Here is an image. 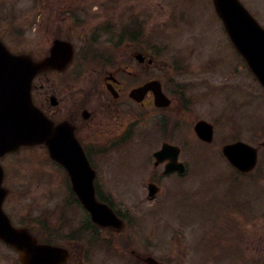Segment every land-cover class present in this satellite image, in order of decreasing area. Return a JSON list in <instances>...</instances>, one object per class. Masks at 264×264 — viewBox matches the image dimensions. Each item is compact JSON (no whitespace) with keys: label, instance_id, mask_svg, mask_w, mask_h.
<instances>
[{"label":"rangeland","instance_id":"374dc122","mask_svg":"<svg viewBox=\"0 0 264 264\" xmlns=\"http://www.w3.org/2000/svg\"><path fill=\"white\" fill-rule=\"evenodd\" d=\"M130 1L140 4V9L125 11V3ZM240 1L254 14L263 12L260 20L264 27V1ZM65 2L72 3L74 10H63ZM137 21L142 23V27L134 23ZM83 25L91 27L90 35L103 27L109 30L90 46L92 51L102 53L100 59H96L100 77L105 71L116 73L125 93L146 81L157 79L162 82L165 92L178 102L175 105L179 112L176 115L179 129L171 142L181 147V159L187 161L193 171L204 174L200 169L208 170L207 175L201 177L207 183L200 188L192 187L193 175L184 179L188 180L187 183H169L162 188V195L157 201L147 198L136 205L140 227L135 229L132 226L125 234L131 237L134 232L131 241L141 236L148 245H158L159 249L152 251L169 264H194L198 259L200 261V256L213 241L226 243L232 236L229 233H236L238 209L244 210L247 215H256L264 210V147L260 148L257 171L243 178L250 181L241 180L239 185L231 186L228 181L223 182L229 176H222V170L231 177H235V173L224 165L221 157L222 147L235 139L253 147L264 144L262 88L254 84L246 65L241 63L228 42L229 38H226L222 24L214 14L212 0H0V37L17 53L42 57L53 41L63 37L73 42L77 50L83 48L85 45L80 39L86 28H82ZM137 26L140 31L133 32ZM126 28L137 37L132 46L127 44L131 42V36H124ZM122 38L128 42L119 47ZM141 38L145 43V52L156 58L154 68L146 72L137 69L129 55ZM110 55L111 62L107 64V56ZM55 79L63 90V76ZM68 80L72 84L70 76ZM45 83L46 78L36 83L38 104L45 102V90L42 89ZM86 83L83 81V86ZM88 93L85 89L82 102L88 99ZM72 102H76V97ZM150 105L148 99L151 124L147 122V141H144L145 144L136 142L137 145L131 147L124 160H118L120 163L144 165L147 156L152 157L161 146L163 140L150 127L154 125L158 128L153 120L157 115H154ZM59 106L63 104L59 103ZM126 108L125 117L140 118L139 108ZM200 120L215 126L211 145L200 144L194 134V126ZM140 131L145 132L143 128ZM8 160L12 198L7 208L15 222L29 220L34 224L35 221L46 220L47 228L59 232L57 241L63 234V243H72L73 258L69 264H125L124 259L130 258L127 247L113 246L115 250L112 252L106 248H92L86 244L87 238L81 242L78 229L84 214L71 198L63 171L49 159L44 149L22 151L14 159L10 158L11 161ZM195 165L199 166L192 168ZM149 166L147 162V168ZM113 167L118 165L113 164ZM131 188L137 198L138 187ZM108 192L119 209H131L135 205L126 188L111 187ZM194 199L211 204L200 205L191 211L190 203ZM256 221L250 216L245 217L243 228L262 227L260 224L264 220H259L258 224ZM189 224L193 228V241ZM191 243L195 245L193 248ZM208 259L203 264L217 263Z\"/></svg>","mask_w":264,"mask_h":264},{"label":"flooded vegetation","instance_id":"af4514ba","mask_svg":"<svg viewBox=\"0 0 264 264\" xmlns=\"http://www.w3.org/2000/svg\"><path fill=\"white\" fill-rule=\"evenodd\" d=\"M66 5L68 6L70 4ZM140 6V4L130 1L127 4L125 3L124 7L125 11H131L132 9H140ZM258 9L260 10V8ZM259 15L263 17V12L260 11ZM80 39L82 43L94 42L97 40L96 37L89 36V29L83 31ZM142 41L144 40L141 38L137 43L139 45L136 46L129 55L132 56L131 59L136 65V68L141 72H146L154 68L156 61L152 54H147L145 52V43ZM130 45L131 43H129V46ZM97 63L99 62L88 60L87 58L81 59V61L75 58L69 68L63 71V74H59L63 75V90L61 86L58 85L57 79H55V77L59 76L58 73L49 72L45 74L46 83L42 85V88L45 90L46 105L41 109L55 122V124L63 122V124H68L74 130L76 139L82 146L92 168L96 172L95 187L97 196L99 194L98 197L101 198V201L113 202L112 195L104 188L117 186L131 188V186H136L138 187V197L135 198L133 192L131 196L138 201L136 203H139L146 198V187L149 185L152 184L156 187L163 188L168 186L169 183H187L186 180L182 179L189 174L197 178V180H193V182H188H192L191 184H193V187L205 186V184H203L204 181L200 178L205 174L207 175L206 171L208 170L200 169L205 173L197 174L196 170L188 171L187 167V171L183 175L178 173L167 175L165 174V168L168 162L155 166V160L153 159L151 160L152 163H150L149 168H147L145 165L120 163L118 161L124 160V156H127L130 152L129 147H123L124 144H132V140H142L146 137V127L148 129V99H150L151 102L150 107H153V111L157 115V124H159L160 129L158 134L161 136V139H163L161 144L165 142L173 144L171 140L176 137L178 131L176 115L178 116L179 112L175 105L178 104V102L170 99L171 104L168 107L156 109L154 108L155 101L153 95L148 94L145 100L138 104L131 100L129 95L131 90L141 85L133 87L125 93L123 84L116 73L112 74L110 71H105L100 77ZM108 63L109 62H107V64ZM69 75H71L72 84L68 83ZM83 81L87 82L85 86L82 84ZM59 88L60 90L57 91ZM162 88L164 91L163 85ZM85 89L89 92L88 99L82 102ZM51 97L56 99L58 106H50V102L48 103L47 101ZM75 97L76 102L73 103L72 101ZM80 102L82 103L78 105ZM59 103H62L63 106H59ZM72 105L78 106L73 108ZM127 106L139 108L141 111L140 118L125 117ZM84 113H86L87 117L84 116ZM130 119L132 122H129ZM141 128L145 130L144 133L140 131ZM117 152L120 153L117 154ZM113 164L118 165V167H113ZM229 181L233 183V181ZM236 181L239 185L240 181ZM129 182L131 184H129ZM3 186L9 188V179L5 178ZM210 204L209 201L201 203L200 201L193 200L190 204L191 211L198 208L200 205L209 206ZM133 209H136V206L133 207ZM118 214L120 218H124L123 220L128 225L132 223V216H136L137 212L131 213V211L126 210L124 213L118 212ZM236 215V233H229V235L232 236L226 243L213 241V243L207 247V251L204 252V256H202L203 259L200 256V261L198 259L194 264H203L207 258L214 263L264 264V223L260 224L262 227L252 229L243 228V221L247 216L257 220V224L259 220H264V210L258 211L256 215H247L244 210L238 209ZM27 224L28 223L24 221L17 222V226L27 227ZM90 224L91 226L86 229L84 222L80 224L78 229L79 239L83 242L85 238L88 237L98 248H107L109 250L115 245L117 234L119 236L123 234L111 228L102 229L97 225ZM35 228L32 229L30 227L29 230L37 237L40 243L51 241L52 234L49 229L42 228L40 225H37ZM191 231L193 232V228L190 224V233ZM129 236H125L124 234L122 236V240L124 241L123 247L129 248L130 258L127 260V264H145L144 261L149 256L154 257L160 262L162 261L157 253L152 251L154 248L155 250L159 249L158 245H148L141 236H136L135 240L131 241L132 237L129 238ZM191 236V240L193 241L194 236L192 233ZM53 241H55V239H53ZM135 242L139 243L140 246L137 247ZM59 245L63 247V235L60 236ZM66 247L69 252L73 253L74 247L72 244L69 243ZM194 254H196V252ZM217 257H220V260L217 259ZM211 258L214 259L211 260ZM17 259L18 255L14 251L0 243L1 264H19Z\"/></svg>","mask_w":264,"mask_h":264},{"label":"water","instance_id":"95a60500","mask_svg":"<svg viewBox=\"0 0 264 264\" xmlns=\"http://www.w3.org/2000/svg\"><path fill=\"white\" fill-rule=\"evenodd\" d=\"M216 7L231 40L264 88V31L236 0H216ZM63 50L66 51V58H63ZM71 58V47L59 41L55 43L51 56L40 62H34L28 56H14L0 43V156L15 152L22 146L46 144L51 158L65 166L71 174L73 190L92 214L93 220L102 226H118L111 212L95 201L92 176H87L89 168L72 131L54 128L32 104L31 87L35 76L47 69L63 70V63L68 64ZM148 90L156 95L160 93L163 98L156 84L148 85L135 94L145 95ZM195 131L201 140L212 142L213 131L206 123H199ZM169 149L175 151L176 148L164 146L163 151L156 155L158 160L163 161L170 156ZM224 155L233 166L245 173L252 171L257 164V150L243 143L226 146ZM173 164L177 165L175 161ZM182 170V167L179 168V171ZM82 179H88L86 186L82 185ZM5 196L6 191L0 187V240L20 253L22 264H65L68 261L67 251L38 245L28 231L11 226L2 209ZM148 264L158 263L149 260Z\"/></svg>","mask_w":264,"mask_h":264}]
</instances>
